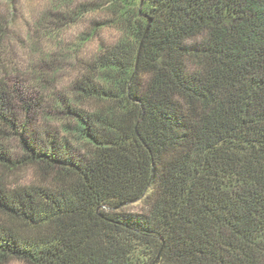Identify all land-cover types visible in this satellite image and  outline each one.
Segmentation results:
<instances>
[{"label":"trees","instance_id":"obj_1","mask_svg":"<svg viewBox=\"0 0 264 264\" xmlns=\"http://www.w3.org/2000/svg\"><path fill=\"white\" fill-rule=\"evenodd\" d=\"M108 2L54 98L0 21V264H264V0Z\"/></svg>","mask_w":264,"mask_h":264},{"label":"rangeland","instance_id":"obj_2","mask_svg":"<svg viewBox=\"0 0 264 264\" xmlns=\"http://www.w3.org/2000/svg\"><path fill=\"white\" fill-rule=\"evenodd\" d=\"M108 3L0 0V21L7 33L10 58L19 73L11 76L12 85L40 78L46 81L50 98L67 94L81 64L94 58L100 43L111 45L119 37L117 30L110 27L113 16ZM23 93L25 98L26 92ZM7 181L27 185L38 181V174L36 168H27L9 176ZM141 209L142 204L137 203L127 210L137 213ZM8 264L24 263L13 260Z\"/></svg>","mask_w":264,"mask_h":264}]
</instances>
